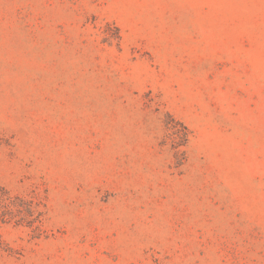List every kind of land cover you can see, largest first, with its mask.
Wrapping results in <instances>:
<instances>
[{"label": "rangeland", "instance_id": "374dc122", "mask_svg": "<svg viewBox=\"0 0 264 264\" xmlns=\"http://www.w3.org/2000/svg\"><path fill=\"white\" fill-rule=\"evenodd\" d=\"M0 264H264V0H0Z\"/></svg>", "mask_w": 264, "mask_h": 264}]
</instances>
